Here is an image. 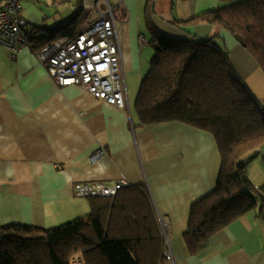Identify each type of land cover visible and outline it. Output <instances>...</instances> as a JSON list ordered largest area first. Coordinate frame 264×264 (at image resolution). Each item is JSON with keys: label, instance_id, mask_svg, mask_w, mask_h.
<instances>
[{"label": "crops", "instance_id": "obj_1", "mask_svg": "<svg viewBox=\"0 0 264 264\" xmlns=\"http://www.w3.org/2000/svg\"><path fill=\"white\" fill-rule=\"evenodd\" d=\"M242 1L155 0L153 22L176 38L218 40L264 104V72L231 33L205 23L177 25ZM108 3L116 17L128 93V77L145 76L155 53L143 28L147 0H22L21 9L40 37L42 30L65 26L77 35ZM10 54L0 45V226L57 227L91 212V200L74 195L76 183L126 180L147 187L169 227L166 250L172 258L161 264H264V198L203 250L190 253L185 242L192 205L216 187L220 173L212 133L178 121L142 126L130 102V110L117 108L78 85L59 87L30 48L15 58ZM100 149L106 154L92 162ZM245 162L254 186L264 185V146Z\"/></svg>", "mask_w": 264, "mask_h": 264}, {"label": "trees", "instance_id": "obj_2", "mask_svg": "<svg viewBox=\"0 0 264 264\" xmlns=\"http://www.w3.org/2000/svg\"><path fill=\"white\" fill-rule=\"evenodd\" d=\"M154 6L155 0H147L143 19L155 53L135 102L139 123L178 121L206 130L215 136L221 155L216 187L192 205L184 233L190 253H197L264 198V185L254 186L245 164L248 154L264 146V104L218 40L160 32L153 22ZM198 23L231 33L264 72V0L226 5L177 25ZM32 27L40 47L75 36L69 26L42 30L41 37ZM85 198L91 200V212L57 227L1 225L0 264H161L168 258L160 218L145 185L124 186L115 196Z\"/></svg>", "mask_w": 264, "mask_h": 264}, {"label": "built area", "instance_id": "obj_3", "mask_svg": "<svg viewBox=\"0 0 264 264\" xmlns=\"http://www.w3.org/2000/svg\"><path fill=\"white\" fill-rule=\"evenodd\" d=\"M22 0H5L0 7V45L10 50V56L23 48L34 51L48 75L59 87L78 85L117 108L130 110L124 70L120 62L117 24L113 7L99 9L96 20L73 37H60L44 46H36L35 29L22 15ZM141 38L145 40L142 35ZM106 154L95 152L91 161L96 162ZM131 185L126 180L115 184L83 182L74 185L76 197H110ZM166 244L169 245L168 225L161 220ZM167 249V247H166ZM167 257H172L166 250Z\"/></svg>", "mask_w": 264, "mask_h": 264}, {"label": "rangeland", "instance_id": "obj_4", "mask_svg": "<svg viewBox=\"0 0 264 264\" xmlns=\"http://www.w3.org/2000/svg\"><path fill=\"white\" fill-rule=\"evenodd\" d=\"M143 28H145V25L144 24H143ZM142 75H139L138 77L137 76L136 77H128V80H127L128 99H129L130 105L132 107H135V102H136V99H137V96H138V93H139L141 81H142V79L144 77V76L142 77Z\"/></svg>", "mask_w": 264, "mask_h": 264}]
</instances>
